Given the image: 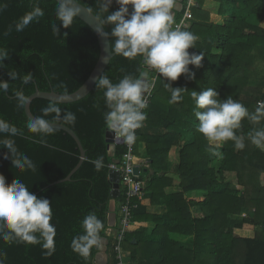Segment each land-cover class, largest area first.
<instances>
[{
  "label": "trees",
  "instance_id": "16d2710c",
  "mask_svg": "<svg viewBox=\"0 0 264 264\" xmlns=\"http://www.w3.org/2000/svg\"><path fill=\"white\" fill-rule=\"evenodd\" d=\"M78 1L95 14L103 2ZM183 1L185 4L187 0ZM195 1L198 5L192 7L193 19L183 30L198 36L196 48L189 52H202L204 60L200 68L189 66L195 79L182 74L178 80L168 81L158 76L144 109L147 119L137 132L135 154L151 158L155 173L146 183L145 195L153 204L162 206L163 212L151 214L139 203L134 219L153 226L127 235L123 243L126 260L129 264H264V151L249 139V133L264 129V119L256 123L242 120L236 134L244 138L243 150L235 149L230 140L216 149L219 154H214L197 130L199 121L194 112L199 109L191 97L192 91L213 88L220 95L218 99L230 96L249 113L264 101V0H215L220 3L218 14L222 21L212 20L203 8L205 0ZM33 7H40L44 15L16 31V23ZM57 7L56 0H0V50L7 52L0 61V81L8 84L7 91L0 89V119L20 130L15 136L0 133V140H14L18 151L36 165L35 171L14 168L11 154L0 144V174L8 183L20 179L37 197L49 199L56 229L51 255L39 243H8L0 239L3 264H99L96 246L84 258L72 250L71 243L83 233L81 222L90 212H95L104 224L101 238L107 237L113 199L109 165L126 151L122 144L116 147L114 157L109 155L104 121L108 109L103 90L96 86L76 102H55L62 113H75V123L65 125L75 131L86 150V158L71 180L56 183L81 160L76 140L56 128L42 139L26 127L30 119L25 105H19L17 93L29 97L37 88L72 93L88 79L100 57L95 31L78 16L69 28H63L56 17ZM118 7L114 0L110 12ZM184 12L182 7L174 20ZM108 14L102 13L103 17ZM53 24L60 29L58 36L53 33ZM104 26L114 51L112 26ZM146 68L142 57L127 59L116 54L103 75L116 83L127 74L142 77ZM149 70L150 78L155 70ZM168 83L186 89L182 100L169 103ZM50 103L53 101L37 98L31 110L36 117L41 116L42 109ZM54 115L47 118L61 123L53 119ZM175 150L179 161L172 163ZM98 157H103L104 162L100 171L91 163ZM229 173H234L236 182L227 179ZM123 197L121 193L115 200L120 203ZM192 208L200 214L195 215ZM245 224L255 226V237L235 234L234 230ZM126 241L132 246L130 250ZM109 248V264H116L111 242Z\"/></svg>",
  "mask_w": 264,
  "mask_h": 264
},
{
  "label": "clouds",
  "instance_id": "9594fccd",
  "mask_svg": "<svg viewBox=\"0 0 264 264\" xmlns=\"http://www.w3.org/2000/svg\"><path fill=\"white\" fill-rule=\"evenodd\" d=\"M73 0H57L56 17L63 28H69L74 18L79 15V7L72 6ZM114 0H103L96 14L101 26L111 25L110 36L114 38V52L127 59L142 57L144 63L154 69L168 81H176L182 74L189 79H195V72L190 65L200 68L204 60L202 52H189L196 48L198 40L191 31L182 30L180 25H174L173 8L176 0H115L118 9L110 12ZM129 6H131V11ZM102 13H109L103 17ZM44 15L40 7L26 13L16 23V31H22L33 20ZM54 35L60 34V29L53 24ZM11 30V28L9 29ZM104 35L108 33L102 32ZM7 57V52L0 50V61ZM13 78H15L13 74ZM96 87L103 90L108 111L104 113L107 128L114 133L117 141H123L131 146L136 142V130L143 126L147 119L144 109L148 103L145 93L150 84L143 77L124 75L114 83L107 75H102L96 82ZM171 91L169 103L182 100V92L186 89L166 85ZM7 82L0 81V89L7 91ZM66 94V93H65ZM219 93L213 88L202 91H192L195 102V117L199 121L198 132L206 139L209 151L219 154L216 149L227 141H233L237 150L245 148L244 138L236 134L241 128V122L247 118L256 123L264 119V101L258 102L255 112L248 109L230 96L218 99ZM19 105L23 107L28 97L17 93ZM43 115L30 119L26 125L28 131L39 135L42 139L53 134L50 114L53 119L64 124H74L75 113L62 110L53 102L42 109ZM20 130L13 124L0 119V133L15 136ZM251 143L264 151V129L249 133ZM0 144L8 149L14 168L20 171L36 170V165L27 156L20 153L10 138L0 140ZM7 157V154L5 155ZM96 171L104 167L103 157L92 160ZM53 211L47 198L37 197L20 179L8 183L6 177L0 174V239L5 242H20L27 244H42L54 251V236L56 229L52 223ZM83 233L73 238L71 248L80 256L87 258L94 246L101 244L100 233L104 229L103 222L95 212L88 213L81 222ZM0 264L3 261L0 260Z\"/></svg>",
  "mask_w": 264,
  "mask_h": 264
},
{
  "label": "water",
  "instance_id": "95a60500",
  "mask_svg": "<svg viewBox=\"0 0 264 264\" xmlns=\"http://www.w3.org/2000/svg\"><path fill=\"white\" fill-rule=\"evenodd\" d=\"M72 6L79 7L80 12H79V15L77 16L83 21H85L95 31L99 39V44H100V57L97 61L96 66L94 67L93 71L88 77V79L83 83V85H81L77 90H75L72 93L62 94L54 90L42 91L39 88H37L36 91L28 97V102L25 104V112L29 119L36 117L31 110V104L37 98L47 99V100L58 102V103H72V102H76L84 98L85 96H87L91 91L95 89L98 78L103 75L111 59L117 54L112 50L109 35H104L101 33V31L105 33H108V32L106 31L105 26L100 25L99 20L97 19V15L94 12H92L88 7H86L84 4L79 2L78 0H73ZM177 11L178 9L174 5V8H173L174 18H175ZM149 69L150 68L147 66L142 76L144 79H146V81H148V75L150 73ZM146 95H147V92L145 93V96ZM52 123H53L54 128L62 129L65 132L69 133L76 140L80 148V151H81V160L79 164L71 171V173H69L67 177L57 181L56 183L63 182V181H69L71 180L73 174L79 169V167L84 162L86 158V150L84 149L79 136L70 127H68L65 124L58 123V122H52ZM106 140L109 143V155L111 157H114L116 146L122 145L124 142L122 140L117 141L114 137V133L110 131L109 129L106 132ZM139 170H140L139 167H136V172H139ZM110 181L113 185V191H112L113 199L111 200V202L114 203L115 199L120 196V192H121L120 174L118 171L110 170ZM111 208L112 207L110 206V211H109V224L110 225L114 224L116 220V214L111 212ZM103 240L106 244H109V239L107 237L101 238L102 243H103ZM96 248H98L101 251L105 249L104 246L101 244L99 246H96ZM97 256H98V253L96 255V261L99 264H102L101 260Z\"/></svg>",
  "mask_w": 264,
  "mask_h": 264
},
{
  "label": "built area",
  "instance_id": "2783aa9c",
  "mask_svg": "<svg viewBox=\"0 0 264 264\" xmlns=\"http://www.w3.org/2000/svg\"><path fill=\"white\" fill-rule=\"evenodd\" d=\"M196 4L195 0H187L183 7L185 12L183 15L174 20V25H180L182 30L189 26L193 19L192 7ZM159 75L155 71V75L148 79L150 87L147 91L146 99L149 103V97L155 86L156 79ZM139 129L136 130V135ZM126 151L120 159H116L109 165L110 170H116L120 174V195L124 194L121 200L118 216L114 224L109 225L106 230L109 243L112 244L113 253L116 255V264H129L126 260V253L123 248V243L127 235L132 231L136 220L134 219V211L139 207V203L145 198L146 182L142 177V173L136 172V167H139V159L135 154V143L131 146L123 143ZM118 146V145H117ZM116 146V147H117ZM140 169V167H139Z\"/></svg>",
  "mask_w": 264,
  "mask_h": 264
},
{
  "label": "crops",
  "instance_id": "0c3cea01",
  "mask_svg": "<svg viewBox=\"0 0 264 264\" xmlns=\"http://www.w3.org/2000/svg\"><path fill=\"white\" fill-rule=\"evenodd\" d=\"M211 1H213V0H205L203 8L208 10L206 5H208ZM183 2H184L183 0H176L175 6L178 9L177 12H179L182 5H184ZM195 5H198V3L196 2ZM211 14L213 15V13H211ZM175 17H176V15H175ZM215 20L216 21H222V18L219 17V14H218V17H216ZM261 24L264 27V21ZM148 78H149V75H148ZM178 154H179L178 151L175 150L174 151L175 156L173 155V157H172V163H177L179 161V158H178L179 155ZM138 158L139 159H137L136 161H139V167H140V171L142 173L143 179L145 180L146 183H148L150 178L155 173V170L151 167V158H142V157H138ZM171 175L174 176L175 178L177 177V175L175 173H173ZM170 190H175V188H171ZM141 203H142V205H144L146 207L147 212H149L151 214H154V213L161 214L163 212L162 206L153 204L151 198H149L146 195H145V198L143 199V201ZM110 206L112 207L111 212L115 213L116 218H117L118 212H119V204L115 200L114 203L111 202ZM192 209H193V213L195 215L200 214L198 209H196V208H192ZM252 211H254V208L252 209ZM243 216H246V214L244 213ZM146 226L152 227L153 225L147 221L136 220L135 224L133 225L132 231L130 233L134 232L135 228H139V231H140ZM234 232L236 235H239L241 237H251L252 238V237H255V235H256V228L252 224H245V226H243L241 228H236L234 230ZM101 245H103L105 249L103 251L99 250L97 257H99L102 264H109L111 256H112L111 252L109 250L110 249L109 244H106L103 240V243L101 242Z\"/></svg>",
  "mask_w": 264,
  "mask_h": 264
},
{
  "label": "rangeland",
  "instance_id": "374dc122",
  "mask_svg": "<svg viewBox=\"0 0 264 264\" xmlns=\"http://www.w3.org/2000/svg\"><path fill=\"white\" fill-rule=\"evenodd\" d=\"M206 7L208 8V11L210 13V17L212 18V20H215L216 17H218V10H219V7H220V3L213 0L211 1L208 5H206ZM213 13V15L211 14ZM216 21V20H215ZM228 180H232L233 182H236V178H235V175L234 173L233 174H230L228 175L227 177ZM149 183V181H148ZM119 203V202H118ZM119 207H120V204H119ZM196 213V212H195ZM197 214V213H196ZM139 231V228H135V231L134 232H137ZM132 236L129 235V238H131ZM127 246V249L130 250L132 248L131 245H128L129 244V241H126L125 243Z\"/></svg>",
  "mask_w": 264,
  "mask_h": 264
},
{
  "label": "bare ground",
  "instance_id": "6f19581e",
  "mask_svg": "<svg viewBox=\"0 0 264 264\" xmlns=\"http://www.w3.org/2000/svg\"><path fill=\"white\" fill-rule=\"evenodd\" d=\"M137 162H139V161H137Z\"/></svg>",
  "mask_w": 264,
  "mask_h": 264
}]
</instances>
